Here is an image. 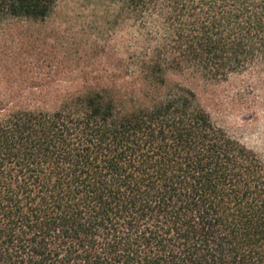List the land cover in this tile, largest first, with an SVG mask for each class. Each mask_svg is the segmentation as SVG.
Listing matches in <instances>:
<instances>
[{"label": "trees", "instance_id": "1", "mask_svg": "<svg viewBox=\"0 0 264 264\" xmlns=\"http://www.w3.org/2000/svg\"><path fill=\"white\" fill-rule=\"evenodd\" d=\"M95 2L114 58L0 115V264H264V159L170 79H264V0ZM58 6L0 0V22Z\"/></svg>", "mask_w": 264, "mask_h": 264}, {"label": "rangeland", "instance_id": "2", "mask_svg": "<svg viewBox=\"0 0 264 264\" xmlns=\"http://www.w3.org/2000/svg\"><path fill=\"white\" fill-rule=\"evenodd\" d=\"M105 14L95 0H59L45 23L0 22V115L54 108L52 91L86 85L83 75H94L117 52L119 30ZM170 79L194 89L214 123L264 159V79L244 73L220 81ZM38 89L49 94L38 96Z\"/></svg>", "mask_w": 264, "mask_h": 264}]
</instances>
